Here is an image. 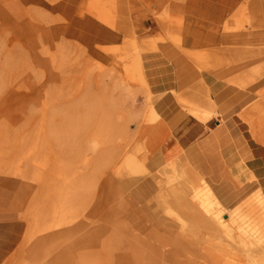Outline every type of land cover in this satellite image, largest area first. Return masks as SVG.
I'll list each match as a JSON object with an SVG mask.
<instances>
[{
    "label": "rangeland",
    "instance_id": "rangeland-1",
    "mask_svg": "<svg viewBox=\"0 0 264 264\" xmlns=\"http://www.w3.org/2000/svg\"><path fill=\"white\" fill-rule=\"evenodd\" d=\"M126 6L0 0V221L24 226L0 264H264L262 193L244 167L264 156V78L243 107V173H215V144L200 166L193 152L167 165L141 126L204 95L150 92L145 30L95 42L90 12L111 25ZM248 17L264 34V15ZM224 49L190 56L215 67ZM232 54L257 56L264 76V44Z\"/></svg>",
    "mask_w": 264,
    "mask_h": 264
},
{
    "label": "crops",
    "instance_id": "crops-1",
    "mask_svg": "<svg viewBox=\"0 0 264 264\" xmlns=\"http://www.w3.org/2000/svg\"><path fill=\"white\" fill-rule=\"evenodd\" d=\"M72 5L74 12L78 2ZM121 12L123 21L111 25L98 18L89 20L95 42L117 45L126 31L145 30L147 44L155 48L145 52L150 92L185 96L199 89L204 95L200 103L177 108L173 116L143 124L140 132L147 149L167 165L193 152V161L200 166L206 146L215 144L219 150L212 162L215 173H243V107L254 93L247 89L257 88L264 78L263 61L257 56L237 59L232 48L264 44L263 32L248 30L245 22L249 16L256 26L261 24L264 0H127ZM238 22H243V31L233 30ZM218 48H225L219 66H204L205 62L197 63L190 56ZM187 111L206 112L208 117L201 119ZM244 167L256 180L264 201V156L252 153ZM23 230L20 220L0 221V261L17 246Z\"/></svg>",
    "mask_w": 264,
    "mask_h": 264
},
{
    "label": "bare ground",
    "instance_id": "bare-ground-1",
    "mask_svg": "<svg viewBox=\"0 0 264 264\" xmlns=\"http://www.w3.org/2000/svg\"><path fill=\"white\" fill-rule=\"evenodd\" d=\"M90 13H92L96 18H98V19H100V20H102V21L110 24V22L107 19L101 17V15L99 13V10H95V12H90ZM144 50H145V46L144 45H141V52H143ZM136 57H140V53L137 54ZM193 113L196 116H198L199 118H201V119H206L208 117V115H207L208 113H206V112L205 113H201V112H198V111H194ZM204 195L206 196L208 194L205 192ZM258 195L260 197L259 199L261 200L262 204L264 205L262 194L259 193Z\"/></svg>",
    "mask_w": 264,
    "mask_h": 264
}]
</instances>
